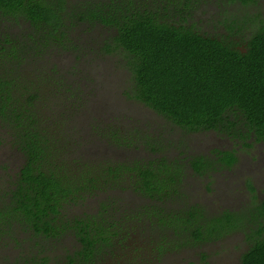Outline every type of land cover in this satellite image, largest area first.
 Listing matches in <instances>:
<instances>
[{
    "label": "trees",
    "instance_id": "1",
    "mask_svg": "<svg viewBox=\"0 0 264 264\" xmlns=\"http://www.w3.org/2000/svg\"><path fill=\"white\" fill-rule=\"evenodd\" d=\"M203 1L0 0L1 141L23 155L0 188V264H156L237 230L251 242L240 264H264V197L250 181L249 206L215 214L185 191L188 173L229 168L234 151L170 157L160 133L99 119L83 133L82 84L53 60L78 55L81 34L111 29L101 50L123 53L130 98L188 133L264 141V27L244 49L201 33L190 20ZM140 148L147 156L114 155Z\"/></svg>",
    "mask_w": 264,
    "mask_h": 264
},
{
    "label": "rangeland",
    "instance_id": "2",
    "mask_svg": "<svg viewBox=\"0 0 264 264\" xmlns=\"http://www.w3.org/2000/svg\"><path fill=\"white\" fill-rule=\"evenodd\" d=\"M190 22L201 33L230 40L244 49L246 40L264 27V0L248 5L238 1L204 0L198 9L193 10ZM112 34L113 30L98 26L79 36L77 42L82 48L78 55L70 52L53 58L68 78L77 79L82 84L88 106L77 122L80 131L88 133V124L99 119L102 123L160 133L174 145L168 151L170 157L214 156L213 149L234 151L238 161L229 168H220L205 176L192 171L188 173L185 191L191 202L200 203L212 214L222 209L239 210L252 201L248 181L257 189V199H261L264 196V141L247 139L244 142L214 130L188 133L145 104L130 98L127 93L132 86V76L123 53L101 50L103 41ZM3 137L0 131V141ZM97 146L103 147L98 149L101 153L112 154L105 145ZM143 153L141 148L114 151L116 157L123 158L145 156ZM22 162L23 155L9 144V139L1 141V189L7 190L11 186ZM127 199L131 203L142 201L134 194H128ZM250 243L245 232L237 230L218 241L168 252L156 264H239Z\"/></svg>",
    "mask_w": 264,
    "mask_h": 264
},
{
    "label": "flooded vegetation",
    "instance_id": "3",
    "mask_svg": "<svg viewBox=\"0 0 264 264\" xmlns=\"http://www.w3.org/2000/svg\"><path fill=\"white\" fill-rule=\"evenodd\" d=\"M257 142H262V141H257ZM236 154V153H235ZM237 156V155H236ZM238 161V160H237ZM237 163V162H236ZM257 190V189H256ZM256 193V192H255ZM251 195H252V193H251ZM264 197V196H263ZM263 197H261V199L263 198ZM251 201V200H250ZM251 203V202H250ZM239 264H240V260H239Z\"/></svg>",
    "mask_w": 264,
    "mask_h": 264
}]
</instances>
